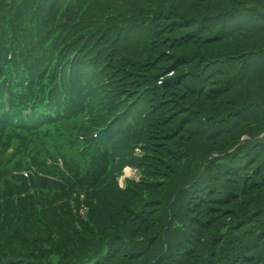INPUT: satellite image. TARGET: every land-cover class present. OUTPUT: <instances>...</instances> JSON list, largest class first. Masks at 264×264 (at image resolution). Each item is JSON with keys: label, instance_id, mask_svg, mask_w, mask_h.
Masks as SVG:
<instances>
[{"label": "trees", "instance_id": "obj_1", "mask_svg": "<svg viewBox=\"0 0 264 264\" xmlns=\"http://www.w3.org/2000/svg\"><path fill=\"white\" fill-rule=\"evenodd\" d=\"M0 264H264V0H0Z\"/></svg>", "mask_w": 264, "mask_h": 264}, {"label": "rangeland", "instance_id": "obj_2", "mask_svg": "<svg viewBox=\"0 0 264 264\" xmlns=\"http://www.w3.org/2000/svg\"><path fill=\"white\" fill-rule=\"evenodd\" d=\"M135 174L134 170L126 169L125 176H133Z\"/></svg>", "mask_w": 264, "mask_h": 264}]
</instances>
